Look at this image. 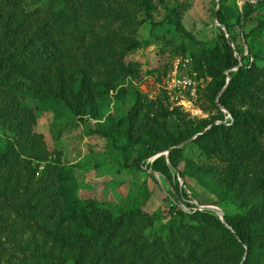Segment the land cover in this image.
<instances>
[{
    "label": "trees",
    "instance_id": "16d2710c",
    "mask_svg": "<svg viewBox=\"0 0 264 264\" xmlns=\"http://www.w3.org/2000/svg\"><path fill=\"white\" fill-rule=\"evenodd\" d=\"M27 2L0 0V125L12 133L0 149V210L10 207H2V199L17 202L20 188L29 192L13 209V222L0 221V231L9 229L21 263L264 264V45L250 43V33L243 34L247 48L239 45L220 7L216 14L225 31L221 47L211 51L183 26L180 11L168 9L166 18L183 38L180 48L193 70L209 79L205 110L216 116L198 128L180 126L171 119L182 112L171 109L166 96L154 100L134 92L126 114L109 115L95 129L124 140L116 145L129 168H142L175 147L150 166L175 171L173 176L169 170V183L177 195L168 233L150 240L143 228L151 217L140 207L107 209L93 199L82 201L68 188L65 168L48 164L39 173L21 156H49L42 135L33 131L36 112L28 98L63 105L83 121L98 118L96 101L116 86L119 74L109 63L140 46L134 36L139 15H151L153 0H45L36 10H28ZM263 8L264 0H246L237 15L240 28ZM252 31L263 33V17ZM180 179L188 189L192 179L213 193L212 205L233 203L238 210L226 213V222L212 210H183L179 203L190 194ZM25 214L45 215L34 224Z\"/></svg>",
    "mask_w": 264,
    "mask_h": 264
},
{
    "label": "rangeland",
    "instance_id": "374dc122",
    "mask_svg": "<svg viewBox=\"0 0 264 264\" xmlns=\"http://www.w3.org/2000/svg\"><path fill=\"white\" fill-rule=\"evenodd\" d=\"M245 1L225 0L222 8L221 0H153L151 15L144 12L139 15L142 24L134 36L140 46L117 55L115 62L109 63L111 67H117L119 74L115 80L116 86L96 101L99 114L97 119L83 121L63 105L51 100H26L36 112L33 131L42 135L49 156L44 161L21 156L23 161L30 160V166L38 168L39 173L46 171L48 164L65 168L68 188L82 201L93 199L107 209L140 207L151 217V222L143 228V234L150 240L166 235L169 224L176 216L177 195L169 183V170L173 176L175 171L167 169L164 164H160L158 169H152L150 166L157 155L149 158L142 168L126 167L117 146L123 144L124 140H115L95 129L103 127L109 115L119 118L126 114L133 104L134 92L142 93L146 99L155 100L166 96L171 109L178 107L182 112L171 119V122L180 126L198 128L203 120L213 119L216 116L215 110H205L208 104L203 97L209 79L193 70L189 53L180 48L183 38L166 15L171 8L180 11L183 26L214 51L221 47V33L225 31L214 17L221 7L228 18L229 30L239 45L247 48L244 33H250V43L260 42L264 45V31L258 36L257 32L252 31L258 19L264 18V8L262 12L254 14V19L243 30L237 23L238 12ZM44 6L45 0H28L26 8L36 10ZM108 36H114V33H108ZM99 67L105 70L103 61L99 62ZM229 118L228 114L226 119ZM11 136L12 133L0 125V149L5 147ZM193 154L197 162H202L198 154L195 157ZM181 182L186 188L182 179ZM187 182L191 188L187 187L190 197L179 203L183 210L191 212L202 209L201 205L216 200L213 193L203 189L194 180L188 179ZM21 184H27V179L22 180ZM17 193L20 196L17 202L2 199V207L5 202L10 207L0 210V221L11 224L17 215L13 209L19 203L24 204L25 196L29 195L24 188H20ZM188 202L194 206L188 205ZM219 207L224 214L238 210L233 203H220ZM29 211L33 212L34 207ZM25 215L27 218L32 217L31 221L38 224L41 220L38 216L45 214ZM8 231H0V264H22L20 246L7 236L10 233Z\"/></svg>",
    "mask_w": 264,
    "mask_h": 264
},
{
    "label": "water",
    "instance_id": "95a60500",
    "mask_svg": "<svg viewBox=\"0 0 264 264\" xmlns=\"http://www.w3.org/2000/svg\"><path fill=\"white\" fill-rule=\"evenodd\" d=\"M215 20L218 21V18H217V14L215 13ZM223 110L226 111L225 108H223ZM198 135V134H197ZM185 144V142H183L182 144L179 145V147L183 146ZM175 147H171L170 149H168L167 151L165 152H162V153H159L156 157L162 155L163 153H165L167 156L169 155V152L174 149ZM180 182H181V179H180ZM182 184V182H181ZM201 208L202 209H208V210H212L214 211L217 215H219V217L222 219V221L226 222L225 220V214L224 212L222 211V209L217 206V205H212V204H208V205H201Z\"/></svg>",
    "mask_w": 264,
    "mask_h": 264
}]
</instances>
